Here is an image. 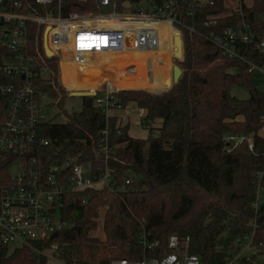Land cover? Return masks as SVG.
<instances>
[{
  "label": "trees",
  "instance_id": "obj_1",
  "mask_svg": "<svg viewBox=\"0 0 264 264\" xmlns=\"http://www.w3.org/2000/svg\"><path fill=\"white\" fill-rule=\"evenodd\" d=\"M118 1L121 7L125 0ZM154 1L163 4L167 0ZM176 1L182 20L194 27L193 33L183 30L180 64L184 70L180 78V69L174 71V80H179L171 86L174 80L169 46L176 31L167 23L160 27L163 50L158 57L163 63L154 67L153 74L146 76L141 54L131 74L125 68L128 59L117 57L110 67V86L119 90L116 96L123 107L134 103L146 109L142 118L150 131L146 138L129 134L128 123L117 116L107 119L96 107L85 103L66 121L47 119L41 124L40 135L48 144L36 148L45 166L67 157L91 161L94 168L102 165L93 149L99 148L106 127L110 144L127 141L125 147L113 150L114 157L107 166L102 165L113 171L115 189L87 188L73 195V202L64 208L62 220L69 226L60 229L55 240L63 264H95L88 259L91 242L111 247L110 255L97 262L139 259L145 253L140 241L143 231L150 239L160 241L159 253H147L151 257L168 249L172 233L189 235L191 250L204 264H229L245 246L246 237L264 253V138L258 134L264 127V90L252 80L247 64L226 56L211 40L212 34L223 33L241 22L264 33V0H253L251 6L242 0L238 10L218 17L215 23H210L207 16L225 12L224 0L203 5H192V0ZM4 6L22 13L42 9L36 0H5ZM94 9L95 0H66L62 4L64 15ZM36 33L33 26L34 44ZM246 55L257 63L264 62V53L252 46ZM61 66L62 80L72 91L98 89L91 85L99 68L84 76L85 83L77 79L80 76L74 72L75 64L63 61ZM38 84L56 95L49 85ZM234 85L247 87L250 97L234 96ZM142 89L167 90L154 93ZM5 98L0 94V110L5 108ZM157 119L161 125L158 135H154ZM228 134L251 137L253 148L247 138L235 146L227 145L224 137ZM9 178L6 166L0 165V187ZM126 178L130 182L126 183ZM102 207L106 208L105 240L99 241L88 233L97 228ZM50 244V240L38 242L35 248L44 250ZM36 249L21 247L9 253L7 246L0 244V264H49L47 256Z\"/></svg>",
  "mask_w": 264,
  "mask_h": 264
},
{
  "label": "built area",
  "instance_id": "obj_2",
  "mask_svg": "<svg viewBox=\"0 0 264 264\" xmlns=\"http://www.w3.org/2000/svg\"><path fill=\"white\" fill-rule=\"evenodd\" d=\"M4 1L0 0V94L6 97V105L0 110V165L6 166L10 180H5L0 187V244L11 249H36V243L50 240L51 244L44 250L36 251L48 259H60L57 237H51L69 226L62 220L64 208L73 202V195L87 188L115 189L113 171L102 165L107 166L114 157L113 150L127 145V141L110 144L106 127L99 148L93 149L102 165L94 168L91 161L79 162L77 157L43 165L36 148L48 144L40 135L41 124L48 119L43 106L52 102L58 104L63 90L68 94L72 91L62 80L61 63H73L77 69L83 67L85 71L88 63H97V66H88L101 69L97 75L101 80L109 77L112 61L125 54L131 60L125 66L131 74L136 65L134 61L141 54L143 70L146 76L151 75L154 67L163 63L158 57L163 50L161 24L167 23L171 29L180 31L182 39L183 30L193 33L194 27L182 20L176 0L163 4L144 0V8L131 11H126L136 3L131 0L123 1L121 7L118 0H95L94 10L73 11L67 15L62 10L66 0H36L42 9L36 8L31 13L8 10ZM126 1H131L129 7L123 6ZM206 1L211 0H192V5H203ZM225 5V12L207 16L210 23H215L222 15H232L240 7L239 3ZM33 26L37 29L35 44L31 39ZM211 40L226 56L240 59L247 64L248 71L264 78V62L257 63L246 55L249 46L264 53V33H257L241 22L223 33L212 34ZM169 48L171 57L175 58L174 37ZM14 59L19 63L9 62ZM39 81L54 89L56 95L41 89ZM95 91L92 106L107 119L117 116L123 122L122 114H114L126 108L116 96L119 90L106 87ZM245 138L230 134L224 137L227 145L234 140L232 146ZM249 147L253 148L251 141ZM32 151L35 153L30 154ZM125 182L130 179L126 178ZM258 204L257 200L255 206ZM140 241L145 252L141 258H110L107 263L97 264H204L200 255L191 250L189 235L170 234L168 249L152 257L147 253H159L160 241L150 239L146 231L141 233Z\"/></svg>",
  "mask_w": 264,
  "mask_h": 264
},
{
  "label": "rangeland",
  "instance_id": "obj_3",
  "mask_svg": "<svg viewBox=\"0 0 264 264\" xmlns=\"http://www.w3.org/2000/svg\"><path fill=\"white\" fill-rule=\"evenodd\" d=\"M230 3H231L230 0H224V6L225 7H226L225 4H230ZM145 5H146V1H144V0L141 2H136V3H133L131 8H128V9L126 8V11L141 9V8H144ZM183 48H184V46H183ZM120 57L122 59L123 58L127 59L128 56H127V54H125V56H120ZM170 60H171L172 65H176V66L180 67V71L184 70L183 66L180 64V60H182V59H176V58L171 57ZM9 62L10 63H16V64L19 63V61L17 59L16 60L15 59L10 60ZM96 64L97 63L90 65V63H88V65L91 67L95 66ZM88 65H87V67H85L86 71L84 70L83 67L80 68L81 70L80 69L74 70V72L79 74V76H80L77 79L83 80L85 83L87 82V79L84 76L88 75L89 72L91 70H93ZM95 72H96L95 74H99L97 71H95ZM172 75H173V70H172ZM106 80H107L106 83H104V82L99 81L96 78L94 82L92 81L93 85H91V86L98 87V88H106V87L112 88L109 85L111 80H112L111 73L109 74V77ZM252 80L255 83H257L258 88L263 89L264 78L258 77L257 73L254 72L252 74ZM168 88H170V87H168ZM165 90H167V89H165ZM165 90H163L162 92H164ZM144 91L152 92L149 90H144ZM162 92H155L154 91V93H162ZM231 93L234 96H237L238 98H241V99H248L250 97L249 89L247 87H244V86L234 85L231 88ZM84 101L85 100L82 96H71L70 94L69 95L64 94L58 104H53V102L50 105L45 104L43 106L44 107L43 112L45 113V115L47 116L48 119H51L53 121H57V122L66 121V119L68 118V116L71 113H73L74 111H78L82 108ZM127 111H128V113H126V116H124L123 121L129 122L130 134L135 136V137L146 138L149 135L150 131H149V128L145 127L141 122V117L146 115L145 110L140 108L136 104L132 103L131 105L128 106ZM160 122H161L160 119H157L155 121V123L153 124L155 128L153 129L152 134L158 135V133H159L158 127L161 125ZM260 133L262 135H264V128L260 131ZM233 144H234V140H230L229 146H232ZM105 209H106L105 207L100 208L99 217L97 218V228L93 229L92 231H90L88 233L89 236L96 237L99 241L105 240L103 238V234H104L103 233V219H104ZM250 242H251L250 238L245 239V243H246L245 246L238 252V255L235 258H233L229 261V264H264V253L261 252L260 250H258L256 246L251 245ZM7 249H8L9 253H11L14 250V249H11L8 247H7ZM88 249H89V251L91 250L89 253L88 259L93 261L94 263L97 262L99 260V258H101L102 256H106V255L109 256L110 252H111L110 246H106V245L99 244L96 242H91ZM245 257L247 258V260H244ZM48 262H49V264H63L64 261L62 259H58V258H49Z\"/></svg>",
  "mask_w": 264,
  "mask_h": 264
},
{
  "label": "water",
  "instance_id": "obj_4",
  "mask_svg": "<svg viewBox=\"0 0 264 264\" xmlns=\"http://www.w3.org/2000/svg\"><path fill=\"white\" fill-rule=\"evenodd\" d=\"M131 1L138 2L141 0H131ZM131 1L124 2L123 6L129 7L131 5ZM183 55H184V49H183V39L181 36V32L176 31L174 34V56L176 59H182ZM176 68L180 69L179 66L174 65V71H176ZM181 74H182V71L179 75V78ZM174 76H175V72H174ZM174 76H173V79H174ZM179 78L177 80H174V83L177 82ZM95 93H96L95 90H80V91H71L69 94L71 96H82L83 98L86 99L85 104L87 106H92V96L95 95ZM34 153H35L34 151L30 152V154H34ZM262 218L263 216L260 217V219ZM75 229L80 230V227L75 226ZM57 236H58V232H54L51 238H56Z\"/></svg>",
  "mask_w": 264,
  "mask_h": 264
},
{
  "label": "crops",
  "instance_id": "obj_5",
  "mask_svg": "<svg viewBox=\"0 0 264 264\" xmlns=\"http://www.w3.org/2000/svg\"><path fill=\"white\" fill-rule=\"evenodd\" d=\"M231 1V4L232 5H234V6H236V3H239V6H240V4H241V2H242V0H230ZM243 2L247 5V6H251L252 4H253V0H243ZM183 72V71H182ZM174 80V79H173ZM174 84V81H173V83H172V85ZM171 85V86H172ZM170 86V87H171ZM264 87V86H263ZM168 89V88H167ZM261 89V88H260ZM262 90H264V88L262 89ZM65 94H68V93H65ZM62 95H63V93H62ZM69 95V94H68ZM84 100L86 101V99L84 98ZM85 101H84V103H85ZM142 109H144V108H142ZM128 107H126L125 108V110H123V111H115L114 112V114H122L123 116H126V113H128ZM145 110V113L147 112L146 111V109H144ZM144 117V116H143ZM143 117H141V122H142V118ZM123 119H124V117H123ZM123 123H128L129 124V122H125V121H123ZM264 127H262L260 130H259V132H258V134L260 135V136H262L263 138H264V135H262L261 133H260V131L263 129ZM128 133L130 134V130H128ZM247 138V140L248 141H251L252 142V138L251 137H246ZM251 138V139H250ZM100 210V209H99ZM92 231V230H91ZM103 233H104V229H103ZM91 237V236H90ZM103 238L105 239V233L103 234ZM97 263H102V262H96L95 264H97Z\"/></svg>",
  "mask_w": 264,
  "mask_h": 264
},
{
  "label": "bare ground",
  "instance_id": "obj_6",
  "mask_svg": "<svg viewBox=\"0 0 264 264\" xmlns=\"http://www.w3.org/2000/svg\"><path fill=\"white\" fill-rule=\"evenodd\" d=\"M101 72V69H100V71L98 72V73H100ZM97 75H99V74H96V78H97ZM111 76H112V71H111ZM107 78H102L101 80H99V81H101V82H104V83H106V80ZM112 81V80H111ZM109 85H111V82H110V84ZM112 89V88H111Z\"/></svg>",
  "mask_w": 264,
  "mask_h": 264
}]
</instances>
